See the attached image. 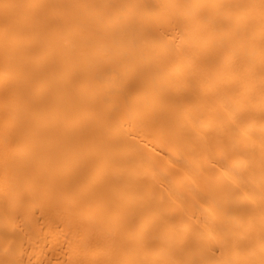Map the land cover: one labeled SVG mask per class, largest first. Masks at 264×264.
Segmentation results:
<instances>
[{"label":"bare ground","instance_id":"1","mask_svg":"<svg viewBox=\"0 0 264 264\" xmlns=\"http://www.w3.org/2000/svg\"><path fill=\"white\" fill-rule=\"evenodd\" d=\"M0 264H264V0H0Z\"/></svg>","mask_w":264,"mask_h":264}]
</instances>
